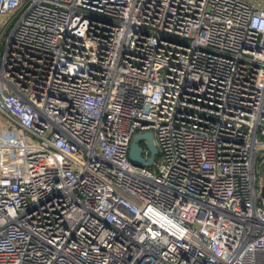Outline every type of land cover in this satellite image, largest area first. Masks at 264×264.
<instances>
[{
	"label": "built area",
	"instance_id": "1",
	"mask_svg": "<svg viewBox=\"0 0 264 264\" xmlns=\"http://www.w3.org/2000/svg\"><path fill=\"white\" fill-rule=\"evenodd\" d=\"M260 1L0 0V264H264Z\"/></svg>",
	"mask_w": 264,
	"mask_h": 264
},
{
	"label": "water",
	"instance_id": "2",
	"mask_svg": "<svg viewBox=\"0 0 264 264\" xmlns=\"http://www.w3.org/2000/svg\"><path fill=\"white\" fill-rule=\"evenodd\" d=\"M143 140L147 142V149L150 151V158L147 161L142 156L143 148L141 147L140 143ZM157 154L158 148L154 143V135L152 132L138 133L134 136L130 150V160L134 165L141 167L147 164L151 167L155 161V157ZM259 177L263 186L262 196L264 198V161L259 165Z\"/></svg>",
	"mask_w": 264,
	"mask_h": 264
},
{
	"label": "rangeland",
	"instance_id": "3",
	"mask_svg": "<svg viewBox=\"0 0 264 264\" xmlns=\"http://www.w3.org/2000/svg\"><path fill=\"white\" fill-rule=\"evenodd\" d=\"M254 1H260V0H254ZM263 2L264 1H262V0L260 1L262 6H264ZM15 15L16 14H13L12 16H8V17L6 16L5 18H1L0 17V37L3 38L1 40V45H3V43H4V37L7 35V32L9 31L10 28L13 27V25L15 24V22H16V20L18 18ZM1 51H2V46L0 47V52ZM0 119H1V117H0ZM7 130H8V128L2 126L1 122H0V134H1V131H7ZM11 131H12V129H11ZM3 143H4V140H2V136H0V145L3 144ZM259 151H260V156H264V146H260ZM8 154H9V151L6 150L5 148L0 150V159L6 158Z\"/></svg>",
	"mask_w": 264,
	"mask_h": 264
},
{
	"label": "crops",
	"instance_id": "4",
	"mask_svg": "<svg viewBox=\"0 0 264 264\" xmlns=\"http://www.w3.org/2000/svg\"><path fill=\"white\" fill-rule=\"evenodd\" d=\"M2 121V119H0V122Z\"/></svg>",
	"mask_w": 264,
	"mask_h": 264
}]
</instances>
